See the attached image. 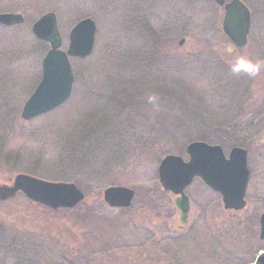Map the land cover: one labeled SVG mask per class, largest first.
Instances as JSON below:
<instances>
[{"label":"rangeland","instance_id":"1","mask_svg":"<svg viewBox=\"0 0 264 264\" xmlns=\"http://www.w3.org/2000/svg\"><path fill=\"white\" fill-rule=\"evenodd\" d=\"M243 1L252 26L247 44L236 47L222 29L224 9L212 0H0V13L25 18L0 24V184L27 173L74 182L86 197L59 209L22 193L0 202V264L255 261L264 250V68L249 77L229 65L241 55L264 60V0ZM49 11L63 49L85 17L96 23L95 46L71 59L68 100L25 122L21 112L50 47L32 24ZM197 140L227 156L234 146L248 150L247 206L225 209L221 195L195 179L185 190L188 223L179 228L158 167L169 154L188 160L187 145ZM112 185L136 191L131 208L104 201Z\"/></svg>","mask_w":264,"mask_h":264},{"label":"water","instance_id":"2","mask_svg":"<svg viewBox=\"0 0 264 264\" xmlns=\"http://www.w3.org/2000/svg\"><path fill=\"white\" fill-rule=\"evenodd\" d=\"M213 1L224 6L223 31L236 46L247 44L251 28L250 9L241 0ZM24 20L21 13H0V23L6 26L19 25ZM96 29V23L91 17L81 19L71 28L68 47L63 49L55 12L49 11L33 23L34 35L48 42L50 48L42 60V78L23 106L21 117L25 121L57 108L69 98L75 80L71 58H85L92 53ZM187 152L188 160L169 154L158 168L160 184L175 195L174 203L180 209L179 220L183 225L188 222L191 208L185 188L197 176L222 195L226 209L241 210L246 206L245 194L250 170L245 148L233 147L227 157L220 145L193 141L188 144ZM19 192L52 209L73 208L85 198L84 192L74 182L48 181L19 173L11 184H0V201L13 199ZM134 197L135 191L132 188L121 185L109 186L103 191L104 201L112 208L129 207ZM260 238L264 239V212L260 216ZM254 264H264V251L258 255Z\"/></svg>","mask_w":264,"mask_h":264},{"label":"clouds","instance_id":"3","mask_svg":"<svg viewBox=\"0 0 264 264\" xmlns=\"http://www.w3.org/2000/svg\"><path fill=\"white\" fill-rule=\"evenodd\" d=\"M226 52L231 53L233 49L226 48ZM264 68V60H255L247 56H237L234 61L230 62L229 69L232 74L240 75L247 74L249 77H255L261 69ZM155 97H149V102H153Z\"/></svg>","mask_w":264,"mask_h":264},{"label":"trees","instance_id":"4","mask_svg":"<svg viewBox=\"0 0 264 264\" xmlns=\"http://www.w3.org/2000/svg\"><path fill=\"white\" fill-rule=\"evenodd\" d=\"M85 200H86V198H85ZM89 260H86V262H88Z\"/></svg>","mask_w":264,"mask_h":264}]
</instances>
